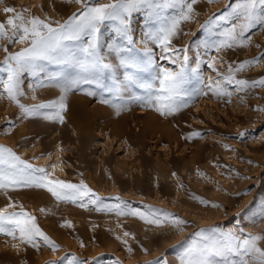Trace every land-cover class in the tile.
Masks as SVG:
<instances>
[{"label":"rangeland","instance_id":"374dc122","mask_svg":"<svg viewBox=\"0 0 264 264\" xmlns=\"http://www.w3.org/2000/svg\"><path fill=\"white\" fill-rule=\"evenodd\" d=\"M229 2L198 0L193 18L182 22L172 39L171 47L180 57L175 64L163 58L156 41L147 38L146 33L154 29L146 12L131 17L135 49L143 55L147 48L153 59L152 64L131 70L141 81L158 87L153 78L159 69L178 71L186 50L185 89L208 93L194 96L173 116L161 117L143 101L133 99L149 95L142 88H130L119 96L99 90L96 96H88L83 89H73L67 94L63 124L43 117L21 119L19 108L6 96L0 97V146L12 149L34 167L47 169L52 178L83 182L105 205L121 204L125 211H160L178 217L187 222L182 230L170 222L156 226L138 217L96 211L91 205L81 208L57 201L44 189L9 190L0 192V210L19 211L22 206L58 248L52 250L42 241L33 248L0 234V264H68L73 257L84 264H181L187 249L210 243L198 235L202 230L205 234L233 233L241 239L264 235V87L258 84L264 79V59H260L264 57V29L250 30L245 46L218 53L212 45L231 24L210 20L224 13ZM4 7H13L25 17L60 22L81 9L69 0H3L0 22L14 15L5 13ZM171 14V10L160 13L161 17ZM102 31L107 53V43L114 39L112 27ZM23 46L0 40V79L6 78L2 71L8 54L5 47L15 53ZM254 58L259 62L234 73L235 79L248 82L246 87L225 82L229 67L237 68L240 62ZM108 59L114 74L123 80L129 70L114 54ZM213 61L215 68L210 67ZM58 70L49 66L50 72ZM210 78L230 95L210 91L206 87ZM35 83L30 76L24 77L22 103L59 98L58 89L41 88L33 100L29 85ZM79 98L86 100L82 108ZM102 98L109 103H101ZM201 199L207 203H200ZM9 204L15 207H7ZM66 222L72 227L62 226ZM126 231L130 233L127 237L123 235Z\"/></svg>","mask_w":264,"mask_h":264},{"label":"snow or ice","instance_id":"6c2138e0","mask_svg":"<svg viewBox=\"0 0 264 264\" xmlns=\"http://www.w3.org/2000/svg\"><path fill=\"white\" fill-rule=\"evenodd\" d=\"M2 2L3 0H0V3ZM69 2L81 5V9L63 22L52 21L47 17L41 19L34 15L25 17L13 7L3 8L5 13H14V15L8 16L6 22H0V40L20 43L24 46L15 53H9L7 47L4 49L8 54L3 60L5 67L2 71L5 72L6 78L0 79V97L6 96L19 108L21 119L43 117L63 124L65 122L63 113L68 109L67 94L73 89H83L88 96H96V90L101 93L114 92L119 96L130 88L146 89L149 92L146 98L133 97V99L143 101V105L153 108L161 117L173 116L187 107L194 96L208 94L199 89L191 93L185 89L188 79L185 67L188 61L186 50L178 71L167 67L159 69L153 78L158 82V87H155L154 83L141 81L137 73L131 71L153 63L147 48L141 55L134 47L132 15L141 10L146 12L154 29L146 33L147 38L156 41L163 49L165 54L163 58L175 64L180 57L171 47L172 39L179 33L181 23L193 18L194 5L198 0H109V2L69 0ZM208 2L213 3L215 0ZM168 10L173 14L161 17V11ZM220 21L230 22L231 26L219 33L220 39L215 41L212 47L219 53L224 49L245 46L246 34L250 30L257 26L264 29V0H230L225 6L224 13L214 16L210 23ZM109 25L112 27L114 39L111 43H107L106 53L102 29ZM169 52H172L173 56H168ZM112 54L119 58L121 66L129 70L124 73L123 80L112 71L113 65L108 59ZM253 62L259 61L254 58V61L240 62L237 68L229 67L228 75L224 77L225 82L234 81L239 87H246L248 82L235 79L234 73L245 70ZM49 66H57L59 70L50 72ZM210 67L215 68V61ZM26 75L36 81L35 84L29 85L33 92V100L37 99L35 93L41 88L58 89L59 98L31 105L22 103L21 98L26 95L23 87ZM258 84L264 87V79L259 80ZM154 87L155 95L152 94ZM206 87L216 95H230L219 82H214L211 78ZM100 102L109 103L103 98ZM198 135L199 133H193V136ZM52 167L54 169L56 166ZM20 188L44 189L57 201L76 204L81 208H88L91 205L96 211L115 212L117 216L138 217L147 224L156 226L170 222L172 226L182 230V226L187 223L160 211L147 213L138 209L125 211L121 204L105 205L83 182L74 184L52 178V174L47 169L34 167L22 160L12 149L0 146V192L6 193ZM199 202L207 203L202 199ZM7 207L15 206L9 204ZM62 226L72 227L70 222ZM0 234L33 248H38L40 241L52 250L58 248L55 241L39 227L36 217L22 206L19 211L0 210ZM123 235L127 237L130 233L126 231ZM198 235L210 243L206 242L202 246L187 249L181 264H264V247L261 246L264 235L241 239L233 233L217 234L210 231L205 234L203 230ZM117 239L121 237L117 236ZM123 242L127 244V240ZM68 264H84V262L73 257Z\"/></svg>","mask_w":264,"mask_h":264},{"label":"bare ground","instance_id":"6f19581e","mask_svg":"<svg viewBox=\"0 0 264 264\" xmlns=\"http://www.w3.org/2000/svg\"><path fill=\"white\" fill-rule=\"evenodd\" d=\"M77 102H78V105H79L78 107L82 108L84 103L86 102V100H84L82 98H79Z\"/></svg>","mask_w":264,"mask_h":264}]
</instances>
